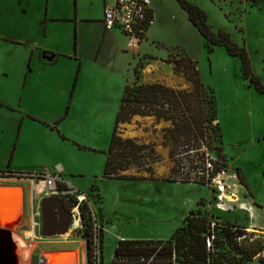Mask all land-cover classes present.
Listing matches in <instances>:
<instances>
[{"label": "rangeland", "instance_id": "1", "mask_svg": "<svg viewBox=\"0 0 264 264\" xmlns=\"http://www.w3.org/2000/svg\"><path fill=\"white\" fill-rule=\"evenodd\" d=\"M187 1L206 14L214 34L226 33L233 43L246 48L252 72L264 86V0ZM76 2L38 0L28 5L22 0H0V33L14 32L29 39L17 26L25 21L27 11L45 17L59 7L69 14L76 10ZM95 2L81 0L83 15L97 11L99 4L96 8ZM152 4L156 23L137 52L128 50L126 44L120 51L116 41L100 42L101 28L93 23L81 25L83 36L78 40L72 22L52 25L45 21L46 35L44 27L38 41L59 49L63 58L81 56L82 64L63 61L65 64L49 69L51 78L40 74L35 82L32 79L33 83L25 85L24 77H8L3 71L1 65L7 56L0 50V171L35 174L42 167L49 171L59 165L65 167L64 179L86 196L95 226L104 233L102 249L99 239L95 248L96 264H110L120 239H168L182 225L183 218L196 210L213 222L227 220L245 227L264 240V94L243 78L238 58L229 56L222 46L208 51L207 41L177 0H152ZM11 23L13 31L8 27ZM78 44L81 50L76 52ZM144 54L155 58L140 63L142 67L151 64L152 73L145 79H158L181 93L187 107L181 108L184 118L179 112L170 120L135 115L119 123L117 136L132 140L137 148L123 150L121 154L127 153L123 156H112L119 158V166L126 167L115 175L131 180H101V166L107 157L103 152L108 151L122 87L133 79L139 61L148 57ZM184 54L197 63L204 93L184 75L174 74L173 66L165 62ZM8 57L18 65V55ZM193 110L203 112L202 132L210 153L217 158L216 148L220 147L226 159V168L202 185L177 183L172 178L176 156L185 153L191 157L196 152L174 131L176 125L186 129L191 126L188 115ZM46 124H51V131L44 133ZM141 146L157 155L152 164L144 163L137 155ZM80 168L79 176L76 171ZM238 170L246 187L238 179ZM12 183L22 190L21 207L14 222L3 226L16 246L20 264H42L43 259L66 264L74 254L80 264H87L83 223L78 230L69 229L63 235L43 236L41 202L49 195L37 189L38 180L27 186L22 181ZM93 184L99 192L91 188ZM220 186L225 192L218 191ZM218 193L221 200L216 198ZM185 198L197 199L196 208L187 214L182 206ZM65 206L70 213V206ZM244 208H252V217ZM262 255L263 262L258 264H264V251Z\"/></svg>", "mask_w": 264, "mask_h": 264}, {"label": "trees", "instance_id": "2", "mask_svg": "<svg viewBox=\"0 0 264 264\" xmlns=\"http://www.w3.org/2000/svg\"><path fill=\"white\" fill-rule=\"evenodd\" d=\"M177 2L187 14L189 21L207 41L208 51L212 52L214 46H222L229 56L238 58L241 61L243 78L249 81L256 91L264 94V86L252 72L246 48L233 43L226 33L214 34L207 25L206 14L198 6L189 3L187 0H177ZM147 58L155 59L151 56ZM165 62L173 66L174 74L184 75L185 79L195 85L200 93L205 92L195 61L184 54L176 59L169 57ZM142 68L140 63L137 64L135 81L132 85L126 86L124 90L121 108L111 137L109 156L103 173L104 178L131 180L126 176L115 175L118 171L125 170L126 167L119 166L120 160L112 157L113 152L120 148H124L123 150L137 148L132 140H123L117 136L119 123L128 121L135 115H153L170 120L173 116H177L178 112L183 117L181 108H187L181 93L161 84H140L141 73L139 71ZM165 104H168V109L158 108H163ZM143 105L149 110H142L141 106ZM203 120V112L193 110L188 115L191 126L186 129L182 125H176L174 129L177 138L183 139L185 143L187 142L188 147L196 150L197 153L201 149V141L204 140ZM140 149L142 150L143 146ZM216 152L218 160L212 178H215L226 168V159L222 148H216ZM120 156L123 155L120 154ZM17 175L8 176L5 171H0V178H23L22 174ZM237 176L240 183L246 187L240 170H238ZM58 187L66 188L63 184H59ZM91 188L96 189L97 185L93 184ZM80 213L85 227L83 237L86 240L87 264H96L98 257L95 248L99 239L102 249L104 233L102 229L98 232L93 212L87 203L80 205ZM263 251L264 240L256 238L254 233L247 232L245 227L227 220L220 223L213 222L208 216L196 210L190 211L183 218L182 225L166 240H119L110 264H258L263 262Z\"/></svg>", "mask_w": 264, "mask_h": 264}, {"label": "crops", "instance_id": "3", "mask_svg": "<svg viewBox=\"0 0 264 264\" xmlns=\"http://www.w3.org/2000/svg\"><path fill=\"white\" fill-rule=\"evenodd\" d=\"M22 1L24 4L29 5V4L37 3L38 0H22ZM80 2H81V0H77L76 10L74 12H70L69 14L62 13V10L59 7H58L57 12L52 11L50 13H47L45 17L42 16L41 14L34 13L33 11H31L30 13L27 11V13L23 16L25 21L22 23H19L17 26H19V31L21 32L22 35L30 36L29 39H27V38L22 39L20 36L18 37V34L14 33V32L10 33L9 35H6L7 33H3V34L0 33V43L3 44L1 46L5 47V48H0V50L5 52L6 56H7L6 60L3 61V64L1 65V67H2L3 71L7 74L8 77L11 75L17 76V74H19L20 77L25 78L24 83L26 85L27 83H31L32 79H33V81L35 79H39L37 76L40 74H42V75L47 74L48 75L47 78H51V75L49 73V69H51L52 67H56L58 65H61V64H65V62H63V61H66L67 63H69L71 61H75V62H78L77 64L81 66V64H82L81 63L82 62L81 56L74 55V57H72L71 55H67L68 58H65V57L63 58L59 49H51V47H48L45 42H39L38 41L40 38V35L42 34L41 30L44 27H45V35H46V30L48 29V25L46 24V26H45V21H48V23L50 22L52 25L56 24V23H61V22H68V23L72 22L74 24V26L76 27V31L78 33L77 34L78 40H80V38H82V36H83L81 25H83V23H93L95 25H98L101 28L102 35L100 37V42H103L106 39L116 41L117 44L121 45L120 51L125 50V44H127V43H126L125 37L120 32L104 31L103 30L104 7L107 5H112L113 1L109 2L108 0H96V2H95L96 8H97L98 4H99V6H98L97 11L96 12L94 11V13H93L94 15L93 14L91 15V13H90V15H87V14L83 15V12L81 11L82 6H80ZM48 3H49V0H48ZM90 6L93 7V3H90ZM152 7H153L154 16H155L154 5ZM48 8H49V6H48ZM48 8H47V10H48ZM86 13H88V12H86ZM42 17H44L45 19L43 20ZM155 23H156V19H155ZM8 27L10 30H12V31L14 30L12 23L8 24ZM32 36L34 38H36V41L32 42L33 41ZM44 39H45V36H44ZM96 39H97V36H96ZM139 47H140V45L134 51H136V52L139 51V49H140ZM79 50H81L80 44H78L76 52H78ZM12 54L18 55V57H19L18 65H17V63H15V61H11L9 59L8 56L12 55ZM144 56H148V55L144 54ZM148 60H151V59H149V58L141 59L139 61V63H141L143 61H148ZM150 66H151V64H146V63L143 64V68L141 69V78H140L139 83L140 84H161V85L165 86L166 84H164L162 81H160L158 79H153L151 81L147 78L145 79V77L148 75V73H152V72H149ZM18 67L20 68V72H18V70H19ZM74 71H75V67H74ZM34 75H36V77H34ZM134 81H135V69H134L133 79L131 81L127 80L122 87V94H121L119 106L117 109L116 118H117V115H118L120 108H121V99H122V96L124 94V90H125L126 86L132 85L134 83ZM165 87L172 89V87L167 86V85ZM74 88L76 91L78 88V83L76 85H74ZM73 92H74V90H73ZM19 105L21 107V102ZM18 109H19V106H18ZM116 118H115V121H116ZM43 131H44V133L50 132L51 131V124H46ZM112 134H113V132H112ZM111 137H112V135H111ZM110 142H111V140H110ZM109 147H110V143L108 145V151H109ZM108 151L103 152V154H105L107 156L106 162H107V159L109 156ZM99 152H101V151H99ZM95 153H97V152H95ZM106 162L103 163L101 166V170H102V171H100L101 172V176H100L101 180H111V179L103 177ZM38 170H39V172L35 173V174H32V173H10V172L7 173V172H5L8 176L14 175V174L15 175L22 174L24 177L23 178H15V177L14 178H0V188L5 189V188L17 187V189L21 190L16 185V183H12V182L13 181H16V182L22 181V182H25V185L27 186L35 180V179H33L35 176H38L41 174L50 175L53 172L52 174L59 173L61 179L63 180L64 185L72 186L75 190L79 191V189L76 188L73 184H71V183H69V181L65 180L66 179L65 173L67 170L65 167H62L59 165L57 168L53 169L52 171H49V169L47 167H42V168H39ZM69 172H71V171H69ZM81 172H82V169L80 168L78 171H76V175L80 176ZM76 175H74V177ZM41 187H42L41 184L37 185V189H39ZM97 188H98V186H97ZM42 189H44V186ZM98 192H99V188H98ZM196 202H197V199H188V198H185L182 201V206L185 210V214H187L190 210L196 208V204H194ZM20 207H21V202H20ZM20 207L14 208L13 211L0 207V224L3 225L5 223H3L1 221L7 220L8 218H10L12 216H16L18 214L17 212L20 210ZM1 212H2V214H1ZM105 225L106 226L104 227V232L106 233V231L108 230L107 227L109 226L108 222ZM120 240H122V239H120Z\"/></svg>", "mask_w": 264, "mask_h": 264}, {"label": "built area", "instance_id": "4", "mask_svg": "<svg viewBox=\"0 0 264 264\" xmlns=\"http://www.w3.org/2000/svg\"><path fill=\"white\" fill-rule=\"evenodd\" d=\"M103 24L106 31L117 30L120 32L127 40L126 48L135 50L141 41L145 39L146 33L155 24L152 0H113L112 5L104 7ZM141 108L142 110H149L144 105ZM158 108L166 110L168 109V104H165L163 108ZM123 149L120 148L113 154L120 156ZM199 153L200 155H197ZM199 153L196 151L195 155L191 157L186 156L185 153L176 156L175 175L172 178L176 179L177 183L202 185L204 182L208 183L216 178H212V174L215 170L217 158L210 153L205 140L201 141ZM125 154L127 153L125 152L123 155ZM137 155L143 158L144 163L147 164H152L157 158V155L148 147L140 150ZM17 177L19 176L17 175ZM33 179L44 184L43 190L49 196L58 197L64 201L65 205L68 204L72 221L78 219L80 225L82 224L80 205L82 203L88 204V200L83 193L75 190L72 186L64 185L59 173L41 174ZM59 184H63L66 188H59ZM218 191L220 193L223 192L219 187ZM220 196L219 193L216 194L218 200H221ZM244 210L249 217H252V208H244Z\"/></svg>", "mask_w": 264, "mask_h": 264}, {"label": "bare ground", "instance_id": "5", "mask_svg": "<svg viewBox=\"0 0 264 264\" xmlns=\"http://www.w3.org/2000/svg\"><path fill=\"white\" fill-rule=\"evenodd\" d=\"M39 184L44 186V184L42 182H40ZM219 189L223 190V192H225V190H224V188H222V186H220ZM38 190L40 192H43L42 188H40ZM21 191L22 190L17 189V187L5 188V189L0 188V205H1L0 207L11 210V211H13L14 208H16V207L19 208L20 202H21ZM220 198H223L222 195L220 196ZM1 214H2V212H1ZM15 217L16 216H12V217L8 218L7 220H3L1 222L5 223V224H12L15 220ZM80 227H81V225H80L79 220L75 219L72 221L70 229L78 230ZM68 231L64 232L63 234H66ZM6 235L7 236L0 233V263H2L4 261H6V262L10 261L11 262L10 264H20V259L18 258L16 249H14V247H16V246H15L14 242L11 240V238H9V234H6ZM11 241H12V243H11ZM6 257H8V259H6ZM65 263L66 264H80V261H79L78 256L74 254ZM42 264H53V263H51L49 261H45V259H43Z\"/></svg>", "mask_w": 264, "mask_h": 264}, {"label": "water", "instance_id": "6", "mask_svg": "<svg viewBox=\"0 0 264 264\" xmlns=\"http://www.w3.org/2000/svg\"><path fill=\"white\" fill-rule=\"evenodd\" d=\"M41 215H42V229L43 236L61 235L68 231L72 224V217L65 209L64 201L58 197L48 196L41 202ZM7 226L6 224H3ZM0 224V233L9 234V231ZM2 226V227H1ZM65 253H54L52 255L57 256ZM10 264V261H7ZM6 264V261L0 263Z\"/></svg>", "mask_w": 264, "mask_h": 264}, {"label": "flooded vegetation", "instance_id": "7", "mask_svg": "<svg viewBox=\"0 0 264 264\" xmlns=\"http://www.w3.org/2000/svg\"><path fill=\"white\" fill-rule=\"evenodd\" d=\"M65 209H66V206H65Z\"/></svg>", "mask_w": 264, "mask_h": 264}]
</instances>
